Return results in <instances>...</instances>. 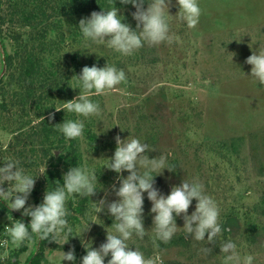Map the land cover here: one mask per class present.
<instances>
[{
    "label": "rangeland",
    "instance_id": "1",
    "mask_svg": "<svg viewBox=\"0 0 264 264\" xmlns=\"http://www.w3.org/2000/svg\"><path fill=\"white\" fill-rule=\"evenodd\" d=\"M0 2L7 19L12 6L17 10L15 4L22 7L21 0ZM109 4L107 0L102 7L90 0L85 13L51 18L55 23L58 22L55 19H60V24L49 33L48 41L59 50L52 48V53L46 51L41 58L49 71L57 70V80L64 90L53 89L55 96L49 99L44 95L42 80L36 79L31 84L24 76L27 54L30 51L38 54L35 32L22 25V20L4 25L0 33V103L6 108L0 112V159L14 157L38 176L44 167L38 164L42 152L36 141L32 143L36 138L31 137L33 127L40 121L38 115L49 117L53 113L61 119L75 118V114L52 108L78 93V89L71 88L75 85L73 74H79L85 65L103 66L106 61L115 64L125 70L127 80L119 85V93L93 97L100 103L102 119L93 116L85 121V128L96 136L94 140L84 133L79 139L83 163L87 157V163L95 166L99 187H103L91 199L99 200L105 192L109 202L116 198L110 188L116 182V173L103 168L104 158L113 154L116 135L122 139L136 136L154 149L148 152L150 158L164 153L173 170L164 169L156 176L155 187L167 194L172 185L184 178L200 180L220 209L219 239L235 238L241 255L251 253L255 264H264V86L248 76L251 66L245 63L253 50L259 45L264 47V0H199L201 16L195 28L189 29L172 18L174 38L170 43L146 45L130 56L104 46L94 45L86 50L82 45L79 20ZM113 4L118 14L124 15L125 22L135 27L132 5L121 0H113ZM32 8L35 4H28L26 11ZM177 11L178 6L172 0L169 13L174 16ZM15 35L20 38L16 40ZM92 50L95 53H88ZM8 54L14 56L11 67L6 65ZM42 95L45 99L39 100ZM30 160L36 163L27 168L25 164ZM42 175L35 179L34 188ZM121 175L126 176L127 172ZM27 203L35 205L32 193ZM194 205L195 201L188 209L189 214ZM143 207L144 227L148 231L143 239L130 240V247H137L146 257L158 252L162 264H222L219 241L215 244L195 241L182 229L173 236L177 241L174 246L167 247L168 242L154 240L151 204L146 194ZM11 216L18 219L21 213L0 212V241L5 239L3 228L10 224ZM97 216L99 219L94 217L88 201V209L81 218L90 220L89 228L86 230L80 219L72 226L76 237H70L66 243L58 240L66 246L62 251L71 249L75 255V261L62 264H80L85 254L82 240L90 241L93 248L105 241L112 218L106 209ZM176 222L178 227L183 226L182 218L178 217ZM77 227L86 231L79 236ZM205 246L212 249L206 255L200 252ZM19 247L0 243V264L13 257ZM38 249V237L28 241L27 251L19 256L20 264H26ZM59 251L48 250L42 264H57ZM108 259L105 257V264Z\"/></svg>",
    "mask_w": 264,
    "mask_h": 264
},
{
    "label": "clouds",
    "instance_id": "2",
    "mask_svg": "<svg viewBox=\"0 0 264 264\" xmlns=\"http://www.w3.org/2000/svg\"><path fill=\"white\" fill-rule=\"evenodd\" d=\"M121 3L131 4L134 8L131 17L135 21V27L125 22L124 15L118 14V8L110 0L107 8L101 7V11H93L78 22L82 45L86 50L92 49L94 45L104 46L121 55L130 56L146 45L170 43L174 38L172 18L192 29L199 23L201 16L199 0H175L178 11L174 16L169 13L172 0H121ZM245 63L251 66L248 76L264 86V47L259 45L253 50ZM71 79L75 81L71 88L78 89V93L72 99L60 101L52 107L57 112L63 110L64 113L75 114V118L63 119L62 123L55 125L66 140L82 138L85 121L89 117L102 119L100 103L93 97L119 93V85L125 83L127 77L123 68L106 61L103 66L95 63L83 66L79 74H73ZM53 118L54 114L49 113V121ZM113 139V154L104 158L103 165V168L116 173V182L110 186L116 198L110 202L107 192L99 200L91 199L103 187H99L101 184L98 183L95 166L87 163V157L84 163H77L62 174V183H56L54 187L48 186L41 202L35 205L27 202L35 179L45 174L46 166L39 170L40 174L37 176L14 157L0 159V202L7 207L10 215L12 211H17L21 216L30 218L25 224L22 219L8 217L10 224L4 226L5 239L0 243L18 248L25 241L31 240L33 234L42 240H63L66 243L70 237L77 236L73 235V228L68 220L71 213L67 201L86 197L94 217L98 218L97 213L106 209L112 223L111 230L106 231L105 241L98 248H93L90 241H81L85 254L80 258V264H105V257H110L107 264H162L158 252L146 257L137 247H130L129 244L133 238L143 239L148 231L144 227L143 205L146 194L151 204L149 213L152 215L151 231L154 240L166 243L182 229L195 241H206V244L219 241L222 264H255L253 254L241 255L235 238L219 239L222 232L220 209L200 180L184 178L164 194L155 187L154 178L162 174L164 169L173 171L170 170L167 156L160 153L150 158L148 152L154 149H149V145L136 136L128 135L122 139L116 135ZM122 172H127V175H121ZM5 184L7 187H2ZM193 201L194 209L189 214L188 209ZM178 217L183 220L182 227L177 226ZM81 224L86 225L87 230L90 220L81 218ZM76 230L79 236L86 231L83 227H77ZM210 251L212 249L206 246L200 249L205 255ZM62 261H75L74 251L60 250L57 264H62Z\"/></svg>",
    "mask_w": 264,
    "mask_h": 264
},
{
    "label": "trees",
    "instance_id": "3",
    "mask_svg": "<svg viewBox=\"0 0 264 264\" xmlns=\"http://www.w3.org/2000/svg\"><path fill=\"white\" fill-rule=\"evenodd\" d=\"M1 1V0H0ZM11 1V0H10ZM22 7L15 4L18 10L13 7V3L10 2L8 5L12 6V12L10 19H7L6 15L2 13L0 2V33L3 32V27L5 24L10 23L14 25L15 22L22 20V25L30 27L32 32H35L34 36L37 38L38 42V54L34 51H30L25 58L24 76L31 80L33 84L36 79L40 81L41 85L44 87V95L46 98L54 97L55 94L52 92L53 89L56 92H63V86L60 85L57 80V70L52 72L49 71L47 67L44 66V59L41 58L43 53H52V48H55L56 52L59 50L58 47L52 45L48 41L49 33L58 29L57 24H60V19H55L58 22L51 21V18L56 17L58 14L63 16H73L79 13H85L89 10L90 0H21ZM95 3L104 6L107 0H94ZM38 3V5H37ZM54 3V5H53ZM28 4H35V8L26 11ZM104 4V5H103ZM51 9L50 12L48 10ZM19 35H15V39L18 40ZM58 46V45H57ZM6 65L11 67L14 62V56L11 54L6 55ZM48 61V60H46ZM52 64V62H50ZM54 74V75H53ZM2 93V88H0V95ZM45 99V97L39 96V100ZM6 106L0 103V112L4 110ZM40 121L32 129V134L34 138L32 143L36 141L39 145L42 154L41 159H39L38 164L46 166L45 174L42 175L41 180L37 183L36 187L32 191V195L35 200V204L41 202L43 194L47 187H54L56 183H62V174L68 170L69 167H74L77 163H83V157L80 149L79 139L66 140L57 130L56 124L62 123L63 118L54 116V118L49 121L48 117L41 114L38 115ZM85 136L88 139L94 140L95 134H93L88 128L84 129ZM24 147L22 151L24 152ZM21 151V152H22ZM36 162L32 163L30 160L26 163V167L30 168ZM59 180V181H58ZM88 198L69 199L67 201V207L71 213L68 217L71 226L79 223L81 217L85 216V212L88 209ZM7 211L6 206L0 202V212ZM18 219H22L25 224L29 222L28 217L18 216ZM254 230V229H253ZM252 234L254 232H251ZM35 234H33L32 240H36ZM39 238V237H38ZM25 241L20 245L19 250L6 260L5 264H20L19 256L27 251V242ZM177 244L176 239L173 237L166 244L167 247L174 246ZM66 249L65 245H61L58 241H53L51 239L42 240L39 238V249L37 253L30 259L26 264H42L46 261V252L58 251Z\"/></svg>",
    "mask_w": 264,
    "mask_h": 264
}]
</instances>
